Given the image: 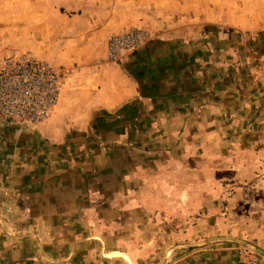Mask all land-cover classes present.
Returning a JSON list of instances; mask_svg holds the SVG:
<instances>
[{
  "label": "crops",
  "instance_id": "obj_1",
  "mask_svg": "<svg viewBox=\"0 0 264 264\" xmlns=\"http://www.w3.org/2000/svg\"><path fill=\"white\" fill-rule=\"evenodd\" d=\"M252 1L250 19L210 18L205 8L198 18L200 37L172 31L150 41L128 64L106 60L105 40L98 47L76 41L44 57L74 71L35 132L0 140V264L128 263L121 255L132 249L121 244L128 233L119 228L120 183L142 171L147 131L185 125L194 139L226 134L264 154L258 146L264 143V76L247 40L264 31V0ZM194 24L187 25L188 34ZM86 124L102 138L83 152L86 160L69 168L50 161ZM89 172L97 174L95 180L84 179Z\"/></svg>",
  "mask_w": 264,
  "mask_h": 264
},
{
  "label": "rangeland",
  "instance_id": "obj_2",
  "mask_svg": "<svg viewBox=\"0 0 264 264\" xmlns=\"http://www.w3.org/2000/svg\"><path fill=\"white\" fill-rule=\"evenodd\" d=\"M252 3V0H0V58L28 55L44 59L59 49L64 51L69 44L86 40L94 47L105 40L106 56L107 38L134 28L147 30L151 42L159 36H170L172 31H179L181 38L192 35L197 38L203 33L202 21H198L203 9H210L206 14L210 18L221 15L225 20L237 22L250 19ZM192 18L194 22H190ZM188 24L195 25L193 33H187ZM211 27L216 30V25ZM257 31L247 40L258 56L256 71L262 72L264 31ZM255 39L260 42L256 44ZM141 49L116 62L128 64ZM47 61L70 70L67 83L74 67ZM115 125L116 130H121L122 124ZM37 126L18 127L0 122V140L5 135L35 132ZM260 126L259 131H264V124ZM81 127L84 132L77 129V137L61 144L63 150L52 155L50 161L62 160L69 168L79 167L86 160L83 152L96 148L102 138L96 131H90L92 126ZM159 131H147L145 141H139L145 145L141 147L146 162L140 165L142 171L131 172L118 189L122 192L124 216L123 227L119 228L128 233L121 244L132 249L127 255L121 254L128 261L125 264H156L166 247L212 236H234L264 250V154L252 148L247 150L243 142L238 144L223 132L225 135L204 142L187 135L185 125ZM149 133L159 134L150 137ZM258 146L264 147V143ZM96 175L82 173L84 179ZM67 193L69 196L72 191ZM169 256L170 264H264V256L230 241L176 249Z\"/></svg>",
  "mask_w": 264,
  "mask_h": 264
},
{
  "label": "built area",
  "instance_id": "obj_3",
  "mask_svg": "<svg viewBox=\"0 0 264 264\" xmlns=\"http://www.w3.org/2000/svg\"><path fill=\"white\" fill-rule=\"evenodd\" d=\"M151 39L147 30L134 28L111 34L106 40V57L120 61L143 48ZM264 76V56L261 58ZM70 70L28 55L0 58V122L18 127H35L56 107Z\"/></svg>",
  "mask_w": 264,
  "mask_h": 264
},
{
  "label": "water",
  "instance_id": "obj_4",
  "mask_svg": "<svg viewBox=\"0 0 264 264\" xmlns=\"http://www.w3.org/2000/svg\"><path fill=\"white\" fill-rule=\"evenodd\" d=\"M219 241H230L233 243H237L240 244L242 246H245L247 248H251L253 251L261 254L262 256H264V250L261 249L260 247L237 237L234 236H214V237H208V238H204V239H200L196 242L193 243H186V244H173L168 246L162 256V259L160 260V262L158 264H165L167 257H168V253L172 250H176V249H189V248H193V247H197V246H201L210 242H219Z\"/></svg>",
  "mask_w": 264,
  "mask_h": 264
}]
</instances>
